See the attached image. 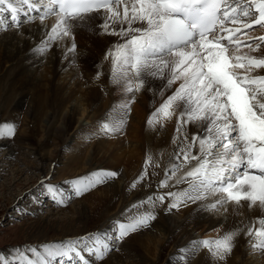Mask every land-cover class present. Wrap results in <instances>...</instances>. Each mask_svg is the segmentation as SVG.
Returning <instances> with one entry per match:
<instances>
[{
	"label": "snow or ice",
	"instance_id": "obj_1",
	"mask_svg": "<svg viewBox=\"0 0 264 264\" xmlns=\"http://www.w3.org/2000/svg\"><path fill=\"white\" fill-rule=\"evenodd\" d=\"M6 12L10 24L2 16ZM94 14L103 16L100 28L105 34L119 37L106 55L112 60L110 83L126 96L132 94L119 106L120 117L101 123V133L121 132L126 124L123 117L135 102L134 93L151 90L152 82L159 80V95L168 90L171 95L151 113L147 124L163 128L175 117L172 142L177 146L175 163L159 187H167L170 176L194 164L175 182L187 183L186 188L148 196L133 207H154L170 198L168 211L201 202L209 212L227 214L228 204L235 205V214L244 204L264 212V0H0V30L19 29L37 19L43 23L55 16L56 23L36 51L43 53L50 42L69 39L68 52L75 53L73 28L86 26ZM257 31L262 34L255 35ZM189 126L197 129L191 138ZM15 131V124H0V138L12 137ZM145 163L159 167L151 154ZM146 174L142 172L132 187ZM116 177L115 171L108 170L79 177L71 181L73 195L82 196ZM47 191L59 206L70 202L51 184ZM155 218L148 211L127 223L118 221L114 239L148 227ZM257 222L259 227H249L244 234L253 252L264 253V216ZM243 231L237 228L213 239L193 241L179 250L174 264H186L201 248L214 261H226ZM39 247L43 253L30 247L17 249L11 260L0 255V264H53L57 258L60 264L64 258L72 264H92L83 253L102 260L113 245L106 234L102 238L98 233Z\"/></svg>",
	"mask_w": 264,
	"mask_h": 264
},
{
	"label": "bare ground",
	"instance_id": "obj_2",
	"mask_svg": "<svg viewBox=\"0 0 264 264\" xmlns=\"http://www.w3.org/2000/svg\"><path fill=\"white\" fill-rule=\"evenodd\" d=\"M33 15L36 14L33 13ZM2 16L9 24L11 23L9 13H3ZM21 19H23V17H21ZM103 22L102 15L94 14V19L90 20L86 26L73 28L75 38L79 39V43L77 44L79 48L77 50L81 52V54L77 51H75V53L68 52V48L71 47L72 43L69 39L59 41L61 48H63L62 51L58 50L56 44L54 45L53 42H50L47 47L51 48V54L46 58L41 57L40 54L42 53L36 51L38 47L42 46V41L47 39L48 33L56 23V17L49 20L48 27L44 26V24H38L37 26H28L29 28L26 27L21 30L26 37H29V40H21L18 38L16 35L18 31L17 33H9L0 38V63L3 66H9V69L14 71L18 76L26 77L24 80H29V83L34 87L31 91L29 89L24 93L22 92L20 98H23L24 100L20 101V104L17 102L18 104L16 103L14 107L19 109L22 108L32 95L33 104L32 108L31 105L30 107L28 106V118L32 113L40 114L45 109H48L49 111L48 114H46L45 125L43 126L46 135V142L44 144H38L36 148H33L34 145L30 147L27 144L21 143V145H18V148L29 149L31 154L34 155L35 159L40 163L47 159L49 161L48 168L53 167L55 174L68 172L66 168L61 166L68 163L79 165V171L70 170L71 172H69V174L71 176L80 177V175L83 176L86 172H89L87 168L91 167V160L96 154L98 155V152L100 153L107 147V145L106 147L104 146L106 142L105 139H103L104 135L93 144L92 151L86 146L82 152L79 151L80 149L71 155L65 152L67 157H62L63 153L59 150V146L69 140L76 139L84 121H87L90 124L92 122V124H96L99 120L102 121V119H108L109 115L107 113L114 108L117 110V107L125 103V101L132 95L129 94V96H126L118 86L110 83L112 60L111 57L106 59V55L111 49H113V46L119 42V37L105 34L103 29L100 28V25L103 24ZM254 34L260 35L262 33L257 31ZM44 60L46 61L45 67L51 65L47 72L51 75L52 79H46V84H43V80L37 79V77L34 76L37 74V69L44 66ZM94 61H101L100 67L97 66L98 71L101 73L99 79L96 78L97 73L99 72L97 71L95 73V71L92 70V68H94L92 66ZM21 68L22 72H20ZM92 71L94 73L93 75ZM34 72L36 73L33 74ZM64 74L67 76L66 79L63 77ZM30 75H32L31 78ZM57 81H63V83L59 84ZM156 82L160 83L157 84ZM161 84V81L155 80L151 84V90L145 88L143 91H140L138 95L134 94L136 105L132 109L130 129L127 128L129 129L127 134L125 131V137H122L121 132L113 134L114 147H112L113 149L110 153L113 157H117L116 159L119 162L121 161V158L125 156L123 153L127 154L125 156L126 159L123 161V163L125 162L126 164V170L124 174L120 175L119 183L112 181L102 189L98 190L97 193H101L103 196L102 198H107L108 196L115 200L123 198V203L127 201L128 205L134 201V204L136 205L141 202L138 200L148 197V191L151 187L150 185L155 182L159 184L162 181L161 179L165 177L164 174L170 169L171 165L175 163L177 146L172 142L176 127L175 117L172 121L166 122L163 128L157 125L156 128L153 129L147 124V120L151 113L159 107L161 102L168 95H171V90L166 91L163 96L159 95ZM83 89L85 90L84 96L81 101H78L75 98L77 90L81 91ZM74 101L76 104H72ZM130 107H132V103ZM14 109L11 113L12 117L16 118L15 116L18 115V109ZM116 110L113 111V113H116ZM128 113L129 112H127V115ZM104 114H106L105 117H103ZM115 115L120 117L121 112L119 111ZM127 115L123 117L126 121L130 119ZM59 116H62V122L55 126V121ZM78 117H81V119H77ZM196 131L197 129L194 126H189V138H191V134ZM21 136L23 138L22 141H27V137L32 138L31 131L27 130L22 132ZM51 144H55L57 149L51 150ZM1 147H9L3 151L5 156H13L15 152L13 147L5 144V142ZM148 154H151L153 160L159 164V167H154L153 164L145 163ZM55 159L58 160L55 161ZM192 166H194V164L181 168L182 171L175 173L173 177L180 179V177H182ZM96 168V171L100 169L98 167L93 169L95 170ZM29 170L34 169H31L30 167ZM43 171L44 167L41 166L35 169V172L39 174H42ZM145 171L147 173L146 176L151 174V179H148L147 182L142 181L136 188H133V182L136 181L140 174ZM160 174L162 175L160 176ZM70 175H67L66 177L63 175V178L66 179L68 176L70 177ZM173 177L171 183L174 181ZM47 180L48 179L43 180L44 182L42 181L43 185H41V188L38 190L47 187L48 184L53 186L57 185L55 187L58 192H62L64 195L67 194L69 197H72L71 194L73 191L68 184V182H70L69 180L64 182L59 179L56 183L52 182V180L49 182ZM187 186V183H184V186L175 185L170 192L183 190ZM36 193L41 195L40 191H37ZM166 193L168 192L164 191L163 194ZM170 202L171 200L168 198V200L165 199L163 204L157 202L154 207L152 206L151 208V206H149L154 213L156 212L155 214L158 212H163L164 214L165 212V216L160 220L163 224L162 229H149L144 231V234L140 238V242L146 250V253H144L145 256L143 254H138L137 258L141 260L143 264H156V261H159V259L157 260L158 256L162 255L159 254V251L161 250L160 252H163L162 248L164 249L169 243V238L172 237V235H177V240L179 235H181V238L178 240L179 243L174 245L170 253V260L167 264H174L175 258L180 254L179 250L190 245L193 241L200 240V236L223 235L224 232L237 228H242L244 231L235 240V247L231 255L227 257L226 261H214L208 251H203L201 248V253H199L201 255L197 257L196 255L192 256L187 260L188 263L186 264H264V253L253 252L248 243L250 238L244 234L249 227H259L257 222L258 218L264 216V212L259 208L254 207L249 209L247 204H244L242 208L237 209L239 214H235L233 212L235 205L229 204L227 205V208L229 209L227 215L225 214L224 218L215 219L210 215L211 212L205 211L201 207V202L195 204L189 203L186 206H181L183 208L179 212H184V215L182 219L178 220L174 215L167 214L170 213V211L165 210V207L167 206L168 208ZM208 202H211V200ZM134 204L132 203V206ZM111 206L112 208L117 207L116 205ZM126 208L127 206H123V209L121 210H126ZM84 211H86V209L80 208L76 212L80 216H83ZM119 213H121L120 210H118L116 214H112L111 219ZM107 229L105 230L107 231ZM216 229H219V232L215 231ZM105 234L106 233L103 231L100 235L104 238Z\"/></svg>",
	"mask_w": 264,
	"mask_h": 264
},
{
	"label": "rangeland",
	"instance_id": "obj_3",
	"mask_svg": "<svg viewBox=\"0 0 264 264\" xmlns=\"http://www.w3.org/2000/svg\"><path fill=\"white\" fill-rule=\"evenodd\" d=\"M54 17L55 16H50L46 18L43 23H41L40 20L37 19L33 23L23 24L19 29L15 27H9L7 30H0V38L8 35L9 33H17L18 31V33L16 34L18 38H20L21 40H29V37H26V35L22 33L21 30L28 26H37L38 24H44V26L48 27L47 25L49 24V20ZM59 41L60 40L55 41L53 42V44H56L58 50L62 51L63 48H61ZM75 43L77 45L79 43V39L75 38ZM78 48L79 47L77 46V52H79L77 50ZM79 53L81 54V52ZM50 54L51 48H48V50L40 54V56L46 58ZM43 63L44 66L38 68L37 74L34 76H36L37 79L43 80L42 83L46 84V79H52L51 75L47 72L51 65H47L45 67L46 61L44 60ZM100 65L101 61H94V64H92L94 68H92V70L96 73L98 71L97 66L100 67ZM93 71L92 75L94 74ZM20 72H22V68L20 69ZM35 73L36 72H34L33 74ZM0 76V124L11 123L16 125V131L12 137L0 138V255H4L11 260L13 257L17 256V249L23 250L30 247H37L38 250L43 253V249L39 247L43 244L61 243L71 239H79L80 237L86 235L94 236L98 233L101 234V232L104 231L106 233L108 242L113 245V248L109 253L105 255L102 260H95L94 257H89L86 252L83 253L87 259L92 261V264L142 263V261L137 258V255L143 254L145 256L144 253H146V250L143 248L142 243L140 242V238L144 234V231H147L149 229L160 230L163 228V224L160 220L163 219V217L165 216V212L164 214L163 212H158L157 214H155V212L154 214L156 218L149 222L148 227L142 228L135 232H131L121 240H116L114 238L118 236V221L122 223H127L130 218L137 216L141 212H153V210L151 209L152 206L144 204L136 208L133 207L135 205L134 201L127 205V201L123 203V198H118L116 199V201L112 197L110 198L108 196L107 200V198H102L103 196L101 195V193H97L98 190L102 189L103 187H105V185L112 181L119 183L120 175L124 174L126 170V164L125 162L123 163V161L126 159L125 156L127 154L123 153L125 154V156L121 158L120 162L117 161V157H113L110 153V151L113 149L112 147H114V135L103 134L100 131V125L103 121L108 122L109 120L117 117L115 114L119 112V107H117L116 113H113V111L115 110L111 109V111L107 113L108 115L111 114L109 115L108 119H102V121L99 120L96 124H92L93 122L90 124L87 121H84L83 123L82 119L83 125L80 131L78 132L76 139L69 140L59 146V150H61L63 153L62 157H67L66 153H68L69 155L74 154L79 149V151L82 152V150H84L86 146L92 151L93 144L96 143L98 139H100L104 135L103 139H105L106 141L104 146L106 147L107 145V147L104 148L100 153L98 152V155L96 154L94 156V158L91 160V167L87 168L89 172H86L83 176L80 175V177H85L88 176L90 173L95 172L97 170V168L95 170L93 169L95 167L100 168L99 170L115 171L118 174L117 177L115 179L109 180L103 185L96 186L93 190L83 194L82 196L77 197L72 193V197H69V195L66 194L65 197H69L70 202L67 203L65 206H59L51 198L50 194L47 191V187H43L41 190L38 189L41 188V185H43L44 182L43 180L45 179H48V182L52 180V182L54 183H56L59 179H61V181L63 180L64 182L69 180L70 182H68V184L69 186H71V181L79 177L73 175L71 176L69 172L79 171V165H72L69 163L61 165L63 168H66L68 172H60L62 175L60 173L55 174L53 167L48 168L49 161L47 159L46 161L40 163L38 160L35 159L34 155L31 154L29 149L18 148V145H21V143L27 144L30 147L34 145L33 148H36L38 144H44L46 142V135L43 126L45 125L46 114H48L49 111L48 109H45L40 114L32 113V115L28 118V109L30 105L32 108L33 104L32 95L29 97V100L27 101V103L24 104L22 108H15L14 106L17 102L20 104V101L24 100L23 98H20L22 92L24 93L29 89L31 91V89L34 87L29 83V80H24V78L26 79V77L18 76L14 73V71H11L9 69V66L7 67L6 65H0ZM31 76L32 75H30V78ZM63 77H65V79L67 78L65 74L63 75ZM57 83L61 84L63 83V81H57ZM156 83L159 84L160 82ZM84 91V89L81 91L77 90V95L75 98L78 101H81V99L83 98ZM138 93L139 92H136L134 94L138 95ZM37 99L40 100L39 98ZM72 104H76V102L74 101L72 102ZM135 105L136 101L132 103V107H130V111H128L129 113L127 117H129L130 119L126 121V124L121 131L122 137H125L127 131L130 129V121L132 117L131 113ZM13 109H18V115L13 114L16 115V118L12 117L11 112ZM105 116L106 114H104L103 117ZM61 118L62 116H59V118L56 119L55 126L62 122ZM77 119H81V117H78ZM23 130L31 131L32 138L27 137V141H22L23 138L21 134L22 132H24ZM4 142L5 144H8L10 145V147H13L15 149V152L12 157H7L4 155L3 151L9 148L1 147ZM51 145V150L57 149L55 144ZM57 160L58 159H55V161ZM39 166L44 167V171L42 172V174L35 172V169ZM30 167L34 170H29ZM181 171L182 169H180L178 173ZM63 175H65V177L67 175H70V177L68 176L66 179H64ZM161 175L162 174H160V176ZM172 177L173 176H170V180H168V186L166 187L167 190L165 187H159L160 183L157 184V182H155L151 184L150 190L148 191V196L155 197L156 195H163L164 191L170 192L175 185L177 186V184H175L174 182L178 180L173 177L174 181L172 180V184ZM164 178H162L161 180H164ZM148 179H151V174H148L143 181L147 182ZM178 186H184V183L179 184ZM37 191H40L41 195L38 194L39 192L36 193ZM146 199L147 197L138 201H144ZM166 199L168 200V198ZM132 203L134 204L133 206ZM139 204L140 202L136 205ZM111 205H116V209L112 208ZM123 206H127L128 209L126 208V210L122 211L121 209H123ZM149 206H151V208H149ZM80 208L86 209V211H84V214L82 213L83 216H80L76 212ZM165 208V210H167V206ZM182 208L183 207H180L179 210L172 209L173 211H170V213H167V211L166 213L174 215V217L179 220L182 219L184 215V212H179ZM118 210L121 211V213H119L121 215L118 214L119 216L116 215L113 219H111V215L116 214ZM210 215L217 219L224 218L225 214H223L221 210V212H211ZM105 229H107V231ZM215 237L216 236L204 235L203 237L200 236V240L213 239ZM180 238L181 235L178 236V240H180ZM178 240L177 235H172V237L169 238V243L165 246L164 249L162 248L163 252H160L161 250L159 251V254L162 255H159L160 257L158 256L157 260L159 259V261H156V264L168 263L171 257L170 253L174 245L179 243ZM89 243H91V241H89ZM199 251L200 252L198 253L196 252V257L201 255L199 254L201 253V250ZM203 251L207 250L203 249ZM25 254L28 255L30 258L32 257L31 253ZM186 263L188 262L186 261ZM53 264H60V258H57V260L54 261ZM64 264H72V261H68L67 258H64Z\"/></svg>",
	"mask_w": 264,
	"mask_h": 264
}]
</instances>
